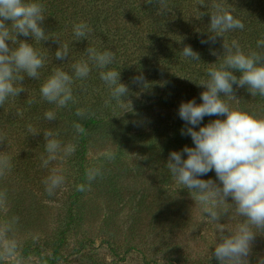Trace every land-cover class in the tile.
<instances>
[{
  "label": "trees",
  "instance_id": "1",
  "mask_svg": "<svg viewBox=\"0 0 264 264\" xmlns=\"http://www.w3.org/2000/svg\"><path fill=\"white\" fill-rule=\"evenodd\" d=\"M214 2L217 0H167L169 10L159 14V0H152V3L146 0H46L47 17L42 25L46 33L69 41L72 23L79 20L88 21L94 31L89 41L84 39L71 43L72 53L63 60L55 58V51L60 46L59 38L41 41L38 46L48 52L50 61L43 75L62 64L67 70L89 45L101 50L108 48L116 53L117 62L113 67L120 70L121 82L128 86L129 94L124 98L127 102L124 108L117 107L115 103L105 106L108 90L94 71L85 89L82 92L77 90L79 103L59 112L57 120L48 122L43 119V112L50 107L46 103H27L32 94L38 98L40 81L26 78L23 83L29 94L22 92L15 105L0 106V136L4 137L0 141V152L11 154L14 165L7 178L0 180V188H6L9 193L7 214L21 217L25 206L33 202V195L47 194L41 180L48 174V169L39 166L44 152V130L59 129L66 143L77 145L74 155L63 165L67 181L56 192L68 196L65 222L52 240L27 242L21 250L25 262L35 257L38 264H67V256L94 249L96 240L88 233H84L79 241L72 240L75 229L85 220L83 201L87 194L98 197L101 194L103 203L113 196L114 201H126L123 193L127 191L126 187L119 185L118 181L121 173H133L140 178L145 176L139 172L138 160H143V163L157 160L161 164L143 190L137 191L140 195L135 204L133 229L142 226L147 210L156 228H166L173 235L182 226L188 206L178 194L189 190L182 189L173 181L166 164L171 151H179L185 145L194 146L189 136L181 135V129L186 125L178 116V108L181 102L193 98L198 104L202 102L200 93L205 89L195 82L204 75L208 64L216 63L224 52L223 37H217L214 43H201L210 35L207 26ZM223 3L246 24L245 31L231 33L228 39L239 38L242 43L254 47L255 41L264 36V0H223ZM19 39L32 42L31 36H20ZM9 44L11 46L10 41ZM187 45L199 53L201 61L193 62L181 56ZM213 51L217 55H213ZM138 76H142L143 81L137 82L135 78ZM235 95L241 105L264 103L252 97L246 87L236 89ZM80 106L89 107L92 114L83 118L75 116L76 107ZM16 108L23 112L22 117L16 115ZM217 118L224 117L206 116L202 125ZM73 121L81 122L87 135L76 136L71 128ZM28 123L41 133H28ZM105 151H114L116 158L105 161L102 156ZM93 153H100L99 163L103 166L104 175L94 181L89 190L79 192L76 185L86 182L85 169L93 166L88 158ZM201 178L215 180V172ZM4 215L0 212V219ZM107 245L121 261L137 249L131 245L122 255L119 244L112 238ZM160 250L157 248L155 253H161ZM144 259L148 264L155 261L149 260L145 254ZM169 263L173 264L172 261ZM197 264H218V261L213 256L211 260Z\"/></svg>",
  "mask_w": 264,
  "mask_h": 264
},
{
  "label": "clouds",
  "instance_id": "2",
  "mask_svg": "<svg viewBox=\"0 0 264 264\" xmlns=\"http://www.w3.org/2000/svg\"><path fill=\"white\" fill-rule=\"evenodd\" d=\"M146 2L152 3V0ZM159 3V14L169 10L167 0H159ZM211 9L207 26L210 35L201 43H214L217 37H223L224 52L216 63L208 64L204 75L195 82L205 89L200 93L202 102L198 104L193 98L179 105L178 116L186 125L181 129V135L189 136L194 146L185 145L179 151H171L166 169L176 184L189 190L203 214L214 224V252L210 253L209 259L214 256L218 264H249L253 241L258 233H264V103L241 105L235 90L246 87L252 97L264 101V36L255 41L254 47L242 43L239 38L229 40V34L246 30L244 20L226 7L223 0L214 2ZM46 11V0H0V106L15 105L22 92L28 93L23 83L26 78L40 81L38 98L32 94L27 103H46L50 107L43 112V119L48 122L57 120L59 112L79 103L77 90L82 92L85 89L95 71L108 90L104 105L115 103L124 108L129 88L121 82L120 70L113 67L117 57L111 49L101 50L89 45L67 70L62 64L43 75L50 61L48 52L38 46L41 41L59 38L55 58L63 60L72 53L71 43L89 41L94 31L88 21L79 20L72 23L71 39L64 41L58 35L45 32L42 25L47 17ZM20 36H31L32 42L21 40ZM180 54L189 61H201L199 53L190 45L185 46ZM212 54L217 55L215 51ZM135 79L143 81L142 76ZM15 113L23 116L19 108ZM91 114L89 107H76L77 117ZM206 116L224 118L202 125ZM26 128L31 135L41 133L31 123ZM71 128L76 136L87 135L86 128L79 121H73ZM43 137L44 152L39 166L48 169V174L41 183L44 191L52 196L67 181L63 165L74 155L77 145L66 143L59 129H46ZM3 140L4 137L0 136V141ZM102 156L105 161H112L116 153L105 151ZM13 166L12 155L0 152V180L7 178ZM213 171L215 180L201 178ZM103 175L102 165L86 168V182L77 184L76 190H89L92 183ZM8 209V190L0 188V212L5 213L0 219V264H24L22 241L17 237L20 217L7 214ZM225 218L229 223L220 222ZM257 264H264V258Z\"/></svg>",
  "mask_w": 264,
  "mask_h": 264
},
{
  "label": "rangeland",
  "instance_id": "3",
  "mask_svg": "<svg viewBox=\"0 0 264 264\" xmlns=\"http://www.w3.org/2000/svg\"><path fill=\"white\" fill-rule=\"evenodd\" d=\"M100 153L89 155L91 164L99 163ZM139 172L145 174L138 177L135 174L121 173L119 185L126 187L123 191L127 200L119 202L111 197L103 203L101 194L86 195L83 205L85 208V220L81 226H77L73 233L72 240L79 241L84 233L96 240L94 249L85 250L82 254H71L67 264H148L144 254L149 260H155L152 264H197L209 259L210 253L214 252L212 241L216 235L214 224L203 214L200 205L196 204L189 191L185 194H178L187 202L188 213L185 215L184 223L176 229L173 235L162 227L156 228L155 222L150 217V212H144L141 231L133 229L134 209L138 196V190L149 183L150 177L155 175L160 162L151 160L143 163L138 160ZM142 187V188H141ZM129 188V189H127ZM189 192V193H188ZM33 195V202L25 206L24 213L20 217L17 237L22 241V248L29 241L52 240L56 231L61 230L62 222H65L68 196L67 194ZM88 196V199H87ZM231 203V198H229ZM224 223H229L227 218ZM230 223H235L231 221ZM227 234V230H225ZM171 236V237H169ZM115 241L123 253L132 245L136 247L130 254L125 255V261L117 259L107 245L109 240ZM219 242V238H218ZM160 248L161 253H155ZM22 250V249H21ZM131 250V249H130ZM70 254L69 252H66ZM121 255V256H122ZM264 258V233H258L253 241L252 255L249 257V264H257L258 260ZM24 264H38L35 257H31Z\"/></svg>",
  "mask_w": 264,
  "mask_h": 264
}]
</instances>
